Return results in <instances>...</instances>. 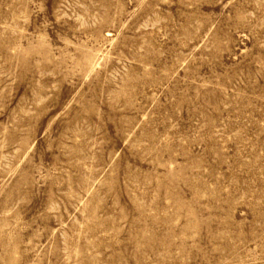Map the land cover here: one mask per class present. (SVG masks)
Instances as JSON below:
<instances>
[{
    "label": "rangeland",
    "instance_id": "obj_1",
    "mask_svg": "<svg viewBox=\"0 0 264 264\" xmlns=\"http://www.w3.org/2000/svg\"><path fill=\"white\" fill-rule=\"evenodd\" d=\"M0 264H264V0H0Z\"/></svg>",
    "mask_w": 264,
    "mask_h": 264
}]
</instances>
